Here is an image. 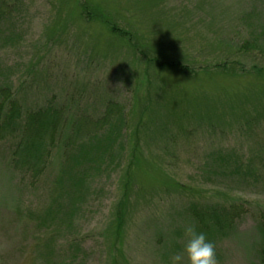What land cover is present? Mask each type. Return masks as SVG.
Masks as SVG:
<instances>
[{
    "label": "rangeland",
    "instance_id": "1",
    "mask_svg": "<svg viewBox=\"0 0 264 264\" xmlns=\"http://www.w3.org/2000/svg\"><path fill=\"white\" fill-rule=\"evenodd\" d=\"M4 3L0 74L24 110L54 98L93 118L110 103L125 125L119 167L94 176L76 207L62 146L33 178L12 165L16 144L0 141V264H169L184 226L201 227L193 212L214 206L242 211L207 236L218 264H259L264 0ZM222 153L258 175L208 172Z\"/></svg>",
    "mask_w": 264,
    "mask_h": 264
},
{
    "label": "trees",
    "instance_id": "2",
    "mask_svg": "<svg viewBox=\"0 0 264 264\" xmlns=\"http://www.w3.org/2000/svg\"><path fill=\"white\" fill-rule=\"evenodd\" d=\"M4 1L0 0V18L8 14L5 13L7 6ZM122 36L127 38L124 34ZM160 67L165 69L166 65L162 64ZM224 68L226 67L223 66V71H226ZM11 85L10 78H4L1 73L0 141L16 144L11 152L12 165L19 166L24 174L35 178L45 169L52 150L62 146L66 162V170L62 171L66 180L61 183L64 182L69 187L66 191L70 189L71 192L66 195H69L70 206L76 207L85 197L86 187L94 176L119 167L124 151L123 115L119 114L116 106L109 103L98 117L92 118L84 114L69 116V108L58 106L54 98L46 100L42 106L35 109L24 110ZM229 162L230 158L226 154H218L217 160L212 163L213 166H207L208 172L210 170L212 174L223 177L227 174L234 175L232 177H246L252 181L253 177L258 175L253 164L237 163L230 166ZM56 207L60 208V205L56 204ZM197 209L199 211L195 210L192 216L201 226H198V230L205 232L210 239L214 238L212 235H222L228 231L233 225V220L240 217L239 213L242 212L240 208L221 206ZM71 214L72 210L59 211L58 225L68 229ZM262 220L258 225L261 236L259 264H264V214Z\"/></svg>",
    "mask_w": 264,
    "mask_h": 264
},
{
    "label": "clouds",
    "instance_id": "3",
    "mask_svg": "<svg viewBox=\"0 0 264 264\" xmlns=\"http://www.w3.org/2000/svg\"><path fill=\"white\" fill-rule=\"evenodd\" d=\"M184 245L170 257L169 264H218L216 247L195 224L183 228Z\"/></svg>",
    "mask_w": 264,
    "mask_h": 264
}]
</instances>
